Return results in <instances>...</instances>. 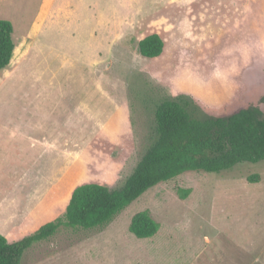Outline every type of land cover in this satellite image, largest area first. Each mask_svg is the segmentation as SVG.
<instances>
[{"label": "rangeland", "instance_id": "rangeland-1", "mask_svg": "<svg viewBox=\"0 0 264 264\" xmlns=\"http://www.w3.org/2000/svg\"><path fill=\"white\" fill-rule=\"evenodd\" d=\"M0 18L16 45L0 69L9 241L62 217L80 184L121 186L163 98L200 118L264 115V0H0ZM151 33L164 42L156 59L138 50ZM144 209L160 229L138 240L128 226ZM19 264H264V160L160 183L103 226H60Z\"/></svg>", "mask_w": 264, "mask_h": 264}, {"label": "trees", "instance_id": "trees-1", "mask_svg": "<svg viewBox=\"0 0 264 264\" xmlns=\"http://www.w3.org/2000/svg\"><path fill=\"white\" fill-rule=\"evenodd\" d=\"M13 31V23L0 18V69L12 59ZM163 49L164 42L158 33L148 34L138 42L139 53L148 59L158 58ZM261 160L264 115L257 106L241 108L228 116L200 118L191 113L183 99L163 98L156 103L148 143L123 184L117 188L94 182L80 184L72 191L62 217L47 221L14 241L0 233V264H19L29 247L52 236L60 226H103L150 188L184 173H219L239 162ZM247 180L257 182L259 175H249ZM177 192L186 198L190 189L178 187ZM159 229V223L147 209L134 213L128 226L138 240L156 236Z\"/></svg>", "mask_w": 264, "mask_h": 264}, {"label": "crops", "instance_id": "crops-1", "mask_svg": "<svg viewBox=\"0 0 264 264\" xmlns=\"http://www.w3.org/2000/svg\"><path fill=\"white\" fill-rule=\"evenodd\" d=\"M15 43V42H14ZM16 46V45H15ZM14 50H15V48H14ZM14 52V51H13Z\"/></svg>", "mask_w": 264, "mask_h": 264}]
</instances>
